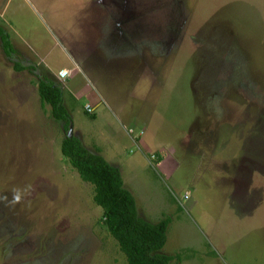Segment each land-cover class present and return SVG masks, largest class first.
I'll return each instance as SVG.
<instances>
[{
    "label": "rangeland",
    "instance_id": "1",
    "mask_svg": "<svg viewBox=\"0 0 264 264\" xmlns=\"http://www.w3.org/2000/svg\"><path fill=\"white\" fill-rule=\"evenodd\" d=\"M0 26V264H128L40 79L140 215L170 219L171 264H264V0H0Z\"/></svg>",
    "mask_w": 264,
    "mask_h": 264
},
{
    "label": "trees",
    "instance_id": "2",
    "mask_svg": "<svg viewBox=\"0 0 264 264\" xmlns=\"http://www.w3.org/2000/svg\"><path fill=\"white\" fill-rule=\"evenodd\" d=\"M0 44L3 52L11 58L15 52L9 35L0 26ZM16 71L23 70L14 64ZM38 93L42 107H51V117L63 122L65 137L61 151L82 181L94 188V202L103 209V220L110 234L125 254L128 264H171L181 260V254L171 256L163 252L167 244L170 219L151 223L143 218L133 192L125 186L119 167L111 165L99 151L91 152L77 137H69L72 118L64 105V92L54 81L40 79ZM95 118V115L91 116ZM157 163L162 161L159 154Z\"/></svg>",
    "mask_w": 264,
    "mask_h": 264
},
{
    "label": "crops",
    "instance_id": "3",
    "mask_svg": "<svg viewBox=\"0 0 264 264\" xmlns=\"http://www.w3.org/2000/svg\"><path fill=\"white\" fill-rule=\"evenodd\" d=\"M74 96L76 97V95H74ZM87 105H90V106H91L92 104H90V103H86L85 106H87ZM85 106H84V107H85ZM86 114H87V112H86ZM94 114H95V118H96L95 120L97 121V120H98V119H97V111H95ZM95 120H94V121H95ZM78 138H79V137H78ZM79 139H80V138H79ZM80 140H81V139H80ZM81 141H82V140H81ZM82 142H83V141H82ZM94 149H95V148H94ZM164 149H165V148L161 147V150H160L159 152H160V153H163L162 150H164ZM90 150H91V149H90ZM158 150H159V149H158ZM96 151H99V153L102 154L100 150L96 149ZM141 152H142V151H141ZM159 155H161V154H159ZM102 156H103V155H102ZM103 157L106 159L105 156H103ZM161 157H162V155H161ZM106 160H107V159H106ZM130 162H131V168H132V169H135V170H133L132 173H137L136 171L138 170V169H137L138 166H136V165L138 164V160H137V161H131V160H130ZM162 162H163V158H162V161H161L160 163H162ZM120 170H121V169H120ZM134 171H135V172H134ZM121 173H122V172H121ZM122 176H123V175H122ZM132 176H133V175H132ZM123 179H124V178H123ZM124 182H125V181H124ZM130 190H131V189H130ZM131 191H132V190H131ZM132 192H133V191H132ZM169 226H170V225H169Z\"/></svg>",
    "mask_w": 264,
    "mask_h": 264
},
{
    "label": "built area",
    "instance_id": "4",
    "mask_svg": "<svg viewBox=\"0 0 264 264\" xmlns=\"http://www.w3.org/2000/svg\"><path fill=\"white\" fill-rule=\"evenodd\" d=\"M86 111L88 113H90L91 115L94 114V110H93L92 106H90V105L86 106ZM151 158H152V160L157 159L156 155H153Z\"/></svg>",
    "mask_w": 264,
    "mask_h": 264
},
{
    "label": "water",
    "instance_id": "5",
    "mask_svg": "<svg viewBox=\"0 0 264 264\" xmlns=\"http://www.w3.org/2000/svg\"><path fill=\"white\" fill-rule=\"evenodd\" d=\"M72 133H73V129L71 128L70 131H69V137L73 136Z\"/></svg>",
    "mask_w": 264,
    "mask_h": 264
}]
</instances>
